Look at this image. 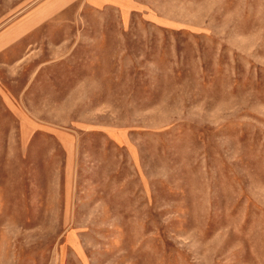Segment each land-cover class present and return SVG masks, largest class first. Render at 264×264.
Instances as JSON below:
<instances>
[{"label":"rangeland","instance_id":"obj_1","mask_svg":"<svg viewBox=\"0 0 264 264\" xmlns=\"http://www.w3.org/2000/svg\"><path fill=\"white\" fill-rule=\"evenodd\" d=\"M17 27L0 264H264V0H0Z\"/></svg>","mask_w":264,"mask_h":264},{"label":"crops","instance_id":"obj_2","mask_svg":"<svg viewBox=\"0 0 264 264\" xmlns=\"http://www.w3.org/2000/svg\"><path fill=\"white\" fill-rule=\"evenodd\" d=\"M13 28H7L0 33V58L4 51L18 42L19 39L22 40L24 38V31L17 27L16 32ZM1 60V59H0ZM0 64L1 61H0ZM13 96V94L4 90L1 82H0V107H4L5 109H10L13 112V115L16 116V122L19 126L17 130H23L24 128V108L18 103V99Z\"/></svg>","mask_w":264,"mask_h":264}]
</instances>
